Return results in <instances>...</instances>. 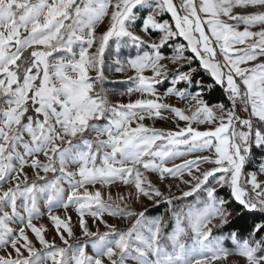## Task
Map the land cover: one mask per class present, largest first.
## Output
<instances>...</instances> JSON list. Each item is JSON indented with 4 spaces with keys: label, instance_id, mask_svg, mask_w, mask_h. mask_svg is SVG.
<instances>
[{
    "label": "snow or ice",
    "instance_id": "1",
    "mask_svg": "<svg viewBox=\"0 0 264 264\" xmlns=\"http://www.w3.org/2000/svg\"><path fill=\"white\" fill-rule=\"evenodd\" d=\"M237 8L259 10L240 14ZM178 37L187 43H175ZM170 42L173 54L166 56L162 49ZM122 47L137 51L122 60ZM106 52L114 56L115 72L134 73L120 95L141 98L110 102ZM199 69L211 83L195 79ZM217 86L227 105L205 98ZM168 97L186 101V108L162 102ZM164 112L178 118L175 130L154 126L170 119ZM203 124L209 127L202 131ZM254 149L261 153L258 170L245 173ZM205 151L212 154L175 163ZM202 164L212 167L202 170ZM149 173L189 186L180 199L203 197L172 207ZM258 175H264V0H0V264H214L233 255L234 264H264V181ZM117 182L134 191L114 198L106 190ZM141 197L169 204V232L164 216L149 217L146 207L135 211L127 204ZM58 207L64 218L53 214ZM69 208L87 238L82 243H70L77 238ZM45 214L66 247L33 223ZM245 215L259 217L246 236L213 235ZM86 216L98 222L94 231ZM106 216L135 221L120 229ZM15 222L22 226L13 228Z\"/></svg>",
    "mask_w": 264,
    "mask_h": 264
},
{
    "label": "rangeland",
    "instance_id": "2",
    "mask_svg": "<svg viewBox=\"0 0 264 264\" xmlns=\"http://www.w3.org/2000/svg\"><path fill=\"white\" fill-rule=\"evenodd\" d=\"M258 10L259 9H252V8H249V9L237 8V9H234V12H237V13H240V14H248V13H251L253 11H258ZM162 18L170 20V15L169 14H164ZM245 27H246L245 25L241 24L238 30L243 31ZM259 29H260V26L258 25V26L254 27V28H251L250 30L251 31H258ZM103 30H104V25H100V27L97 29L98 32H102ZM137 31H138V29H137ZM158 36L157 37H153V38L154 39H158ZM236 47L237 48H243V47H245V45H237ZM142 50L143 51H150V49L147 48L146 46ZM136 51L137 50L133 49V48H124V47H122L121 48V52H120V57L123 60L129 54H133L134 55L136 53ZM109 52H114V44L111 41H110ZM172 54L166 55V56H171ZM185 55H186V52H185ZM113 60H114V56L109 58L108 57V53L106 52L105 76L107 77V80L104 83V87L109 90V100H110V102L114 103V104H119V103L126 104V103H129V102H134L136 99L141 98L139 93H133L131 95V97H129L128 95H123V96L120 95V93L126 92V90H127V88L129 86H132L133 82L128 80L127 77L130 76V75H134V73L129 72L127 74H124V73L115 72L114 69H115L116 66H115L114 63H112ZM162 63L168 64L170 69L175 68V65H172L168 60L162 61ZM108 64H111L110 68L107 66ZM170 73H171V71L169 72V75H170ZM91 75L95 76V73H91ZM146 75H151V73H146ZM156 87L158 89V92H160V93L164 92V90H161L159 88V85H156ZM162 102L170 103V104H172V105H174L176 107H181V108H186V105H187L186 101L178 100L175 97H168V98L164 99ZM186 114H189V113L186 112ZM163 115L166 116V117H169L170 119L167 120V121L156 120L154 126L156 128H158V129L175 130V127H176L175 121L178 120V118H174L173 114L170 113V112H164ZM145 123L149 124V126H153L152 125V121H146ZM179 124H180V127H184L186 122L179 121ZM192 126L193 127H197L196 124H193ZM198 127H199L200 130L203 131V130H206L209 127V125L203 124V125H199ZM182 147H185V146H182ZM211 154L212 153H210L208 151H205V152H202V153L201 152H194V153H190L187 157H183V158L177 159L175 161V163L180 164V163L183 162L184 159L192 160V159H196L199 156H205V155H211ZM41 159L43 160L44 158L41 157ZM260 159H261V156H259V155L254 153L253 158L248 163H246V165H245V169H244L245 173L258 170V163H259ZM168 166L171 167L172 165L169 164ZM210 167H212V165H209V164H202L201 165V169L202 170L203 169H208ZM25 170L28 172L29 176L32 177V170L30 168H26ZM51 175L52 174L50 173L49 176L51 177ZM217 175H219V174H217ZM148 177H149V179H151L153 181V183L156 185V187H159L161 189V191L165 192V194L167 196H169L173 200V206L175 208H179L180 206H182V204H177L178 200L180 199V197H182V194H183L184 191H188L189 190V186L182 184L178 178H169V179H166L163 182H160L158 180L157 174H155V173H149ZM184 179H189L187 174H185ZM258 179L260 181H264V175H258ZM168 184L172 185V188H171L170 192H169V190L167 188ZM177 185L179 187H177ZM9 186L10 185H8V184L4 185L5 189L7 187H9ZM97 187H100V186L97 185ZM106 191H110L112 193L113 197L115 198L117 196V194H122L124 196H127L128 192L129 191H134V189H132L130 186H125L122 183L117 182V183L111 185V187L108 188ZM197 196H200L202 198L203 197V193H197V194H195L192 197H188L187 203H191L193 200L196 199ZM162 203H167V202L166 201H161L159 204H162ZM127 204L129 205V207L132 210H135V211H141V210H143L144 207H146L149 210V208H152V207H155V206L159 205V204H154L152 201H149L147 198H144V197H141V200L139 202H136L135 200H128ZM123 206L124 205L121 204V207H123ZM41 211L47 213V208H46V206H44L42 201H41ZM147 212H146V215L149 216V217L161 216V215H150V214H147ZM53 214L54 215H59V216H61V218H64L65 215H66L64 209L63 208H59V207L55 208L53 210ZM24 215L26 216V213ZM67 215H70L72 217V228H73V231L75 233V237L77 238V239H74V240H70V243H74V244L77 243V242L82 243L85 240H87L86 237H82L81 229H80L79 224H78V214L75 211V209L74 208H69L68 211H67ZM85 218L88 220V223H89L90 227L94 231L96 229V226H97L98 222H95L93 220V218L90 217V216H86ZM105 218L108 219L109 223H116L118 228H120V229H126V228L130 227L131 224L134 223V221H135V217H132L130 219H126V218H123V217L115 218V217H107L106 216ZM166 222L168 224V227L164 229L165 233L169 232L171 230V228H172V222H170L169 220H166ZM33 223L36 224L38 227L43 225L47 229V231L43 233L45 235L46 239L52 240V238L55 237V242H56V244L58 246L66 247L60 241L59 236L56 234V231L54 229V225H53L52 221L50 220V218L46 214L43 215L42 217H40L39 219L33 220ZM11 226L13 228L18 229L22 225L19 224V222H15ZM99 227H100L101 231H105L103 225H99ZM25 231H26L29 239L32 240L33 243L35 244V247L38 250H40L41 252H44L45 249H43V247L39 244L35 234L30 229H25ZM213 235H215V234H213ZM217 235H225V234H217ZM227 242H228V240L224 241V246L226 248H228L230 251L233 250L234 246H233L232 242L230 243V245L227 244ZM9 251H11V249H9ZM22 251H23V249H22ZM86 251H88L89 254H91L90 246H89L88 249H86ZM0 254H3V253H0ZM13 256H15L14 252H13ZM24 256L25 257L28 256V252L27 251H24ZM237 259H238V257L233 255V256H229L226 261H216V262H214V264H234V262ZM129 264H133V262L129 261ZM241 264H242V261H241Z\"/></svg>",
    "mask_w": 264,
    "mask_h": 264
},
{
    "label": "trees",
    "instance_id": "3",
    "mask_svg": "<svg viewBox=\"0 0 264 264\" xmlns=\"http://www.w3.org/2000/svg\"><path fill=\"white\" fill-rule=\"evenodd\" d=\"M159 34L155 33L154 37H157ZM175 43H185L186 41H183L182 37H178L175 40ZM162 52L165 55H170L173 53V48L171 47V42L169 43V45H166L163 49ZM186 55L187 56H191L192 53L190 51H186ZM193 67H198V61H193ZM187 65H185V69L186 70ZM171 76V73H170ZM195 79L198 80H203L205 83H211L212 82V78L210 77V75L205 72L203 69H199L198 73L195 77ZM169 82L165 81L164 84L159 85V88L161 90H165V88L168 86ZM177 87H185L184 84H179L177 85ZM209 97H211L213 102H223L226 105L228 104L227 101V94L224 91L223 88L217 86L216 88L213 89L212 93L210 94H206L205 98L208 99ZM254 153L261 156V153L257 150L254 149ZM227 189H223L220 191V195H224L226 193ZM188 201V198H184V199H179L177 204H186ZM172 207H174L172 205ZM169 204L168 203H162L159 204L155 207L149 208L147 214L150 215H161L165 217V220H169L170 222H172L171 220V216H170V212H169ZM259 221V217H253V216H249V215H245L242 218H237V217H233L232 218V222L226 226L223 229H214L213 230V234L217 235V234H227L231 231H237L241 236H246L248 234L249 231H251V228L254 224V222H258ZM231 241H228L227 244L230 245Z\"/></svg>",
    "mask_w": 264,
    "mask_h": 264
}]
</instances>
